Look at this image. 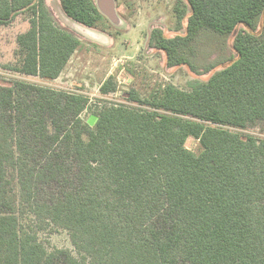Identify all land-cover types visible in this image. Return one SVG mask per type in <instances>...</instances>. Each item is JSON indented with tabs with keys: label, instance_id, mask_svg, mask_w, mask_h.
<instances>
[{
	"label": "trees",
	"instance_id": "1",
	"mask_svg": "<svg viewBox=\"0 0 264 264\" xmlns=\"http://www.w3.org/2000/svg\"><path fill=\"white\" fill-rule=\"evenodd\" d=\"M57 8L104 18L94 0H0V264H264V139L222 128L264 135V0H178L149 47L196 78L122 95L143 108L22 80L55 82L82 46Z\"/></svg>",
	"mask_w": 264,
	"mask_h": 264
},
{
	"label": "rangeland",
	"instance_id": "2",
	"mask_svg": "<svg viewBox=\"0 0 264 264\" xmlns=\"http://www.w3.org/2000/svg\"><path fill=\"white\" fill-rule=\"evenodd\" d=\"M178 0H118L121 16L131 25L129 32L118 30L105 18H102L95 25V29L107 33L114 39L112 48L95 45L89 42H82L81 48L73 55L71 61L55 82H46L35 78H22L30 83H37L49 86L54 89L64 90L88 97L91 102L103 100L113 104H119L132 108H143L137 104L126 101L123 94L132 87L139 89L143 97H147L160 83H173L182 88H188L193 83L195 76L183 68L167 69L162 64V57L156 55L150 57L142 53L145 44L146 27L152 23L151 19L156 15L164 18L169 31L176 30V17L173 9ZM160 18V19H161ZM233 34L226 39L225 54L230 55L233 51ZM131 71L133 80L129 85L120 79L124 71ZM8 77L9 74L1 73ZM118 82V92L112 97H103L99 94L102 84L110 77ZM94 106L85 112L84 118L88 120L94 112ZM213 126L212 124H207ZM220 127V126H219ZM241 135H252L264 139V135L253 132L222 127ZM191 150L199 154L202 150L198 141H194ZM53 243L59 247H71L68 236L60 233L53 237Z\"/></svg>",
	"mask_w": 264,
	"mask_h": 264
},
{
	"label": "water",
	"instance_id": "3",
	"mask_svg": "<svg viewBox=\"0 0 264 264\" xmlns=\"http://www.w3.org/2000/svg\"><path fill=\"white\" fill-rule=\"evenodd\" d=\"M95 5L97 6L99 12L102 14V16L114 27H116L118 30H123L126 32H129L131 30V25L125 20L118 9L117 6V0H94ZM61 8H57V16L62 18L63 25L65 28L73 32L76 37H78L80 40L84 42H89L95 45L103 46L105 48H112L114 46V39L108 35L107 33H104L102 31H98L95 28H91L88 26H85L83 24H80L70 18H68L66 15L61 14ZM155 27L162 28L164 30H168V25L165 22L164 18H161L157 20L156 22L151 23L148 26L147 30V37L145 39L144 49L147 50L150 44L151 35L153 32V29ZM125 78V77H121ZM132 81V77L127 80V84L129 85ZM98 118L94 115H92L88 120L87 124L90 127H94L96 125ZM195 139L193 137H190L187 139L185 143L186 149H191V145L194 143Z\"/></svg>",
	"mask_w": 264,
	"mask_h": 264
},
{
	"label": "flooded vegetation",
	"instance_id": "4",
	"mask_svg": "<svg viewBox=\"0 0 264 264\" xmlns=\"http://www.w3.org/2000/svg\"><path fill=\"white\" fill-rule=\"evenodd\" d=\"M117 3H118V0H117ZM117 6H118V9H119V11L121 10L120 9V6H119V4H117ZM176 6V5H175ZM174 9H175V7H174ZM174 9H173V13L175 14V17H176V23H177V16H176V13H175V11H174ZM161 17H160V15L158 14V15H156L155 16V18L153 17V19H151V21H152V23L153 22H156L157 20H159ZM151 24V23H150ZM96 25V24H95ZM95 25L93 26V28H95ZM149 26V25H148ZM145 39H146V36H147V27H146V31H145ZM111 35V34H110ZM144 39V40H145ZM83 42V41H82ZM142 53H144V55H148L149 54V56L150 57H153V56H156V55H160L161 57H162V61H163V63H164V57H163V54L161 53V52H158V51H155V50H152L151 49V47H149L147 50H145L144 49V46L142 47ZM162 63V64H163ZM125 77V78H122V80H124V81H126L127 82V80H129L131 77H132V80H133V75H132V72L131 71H124V73L120 76V79H121V77ZM127 84V83H126ZM128 85V84H127Z\"/></svg>",
	"mask_w": 264,
	"mask_h": 264
}]
</instances>
